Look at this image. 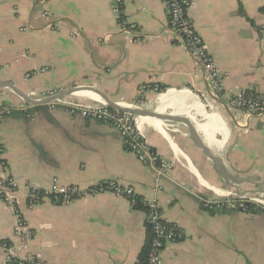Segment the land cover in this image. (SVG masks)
I'll use <instances>...</instances> for the list:
<instances>
[{
    "label": "crops",
    "instance_id": "1",
    "mask_svg": "<svg viewBox=\"0 0 264 264\" xmlns=\"http://www.w3.org/2000/svg\"><path fill=\"white\" fill-rule=\"evenodd\" d=\"M123 7L125 24L137 26L132 33L122 29L113 0H0V81L39 100L48 91L94 87L117 103L142 98L140 108L198 122L193 135L185 122L137 115L151 146L174 164L158 174L113 125L30 104L0 87V105L14 108L0 119V145L34 231L29 254L35 264H136L147 240L146 212L111 192H89L116 179L156 201L183 231L182 240L165 243L163 264H264V210L203 206L245 197L264 209V117L230 104L233 91H264V0H193L189 8L224 74L218 95L170 27L163 0H124ZM79 92L85 104L104 102ZM56 184L85 194L28 205L30 186ZM15 221L0 200L1 239L14 238Z\"/></svg>",
    "mask_w": 264,
    "mask_h": 264
},
{
    "label": "built area",
    "instance_id": "2",
    "mask_svg": "<svg viewBox=\"0 0 264 264\" xmlns=\"http://www.w3.org/2000/svg\"><path fill=\"white\" fill-rule=\"evenodd\" d=\"M169 14L170 27L176 36L187 47L193 59L207 74L210 90L218 95L224 89V74L218 67L208 46L201 35L197 32L193 20L188 14L193 0H163ZM114 10L122 29L125 32H133L135 24H125L122 20L124 14V0H113ZM44 16L49 18L50 13L45 12ZM108 36L103 38L104 41ZM36 72H33L35 74ZM32 73H29L30 76ZM53 91L42 94L41 99L53 97ZM37 96L31 93L30 97ZM142 99V98H141ZM139 98L135 103L129 104L132 107H139L142 102ZM230 104L243 109L248 117H264V91H257L253 88L233 91L230 96ZM49 108L63 107L71 114H81L85 117L108 123L116 127L123 138L124 146L134 152L144 163L154 167L158 174H164L174 165L171 160L162 158L151 146L145 137L141 127L139 116L131 112H123L111 107L106 102L97 104H85L81 95L62 96L47 102ZM11 105H0V119L12 112ZM20 185L7 171V161L4 158V148L0 145V200L7 203L15 214L14 238L1 239L0 251L4 264H22L23 262L34 261L29 254L28 248L34 237V231L30 228L21 209L18 206L16 197ZM91 193L111 192L118 197L130 199L132 204L135 192L133 187L116 179L100 181L89 189ZM85 192L75 186L54 185L52 189H41L36 186L29 187L28 205L33 206L49 197L56 202L68 203L84 196ZM146 201V200H145ZM245 197L207 200L203 202L206 209H241L247 210ZM150 211L147 214V221L151 226L153 237L150 241L147 262L144 264H163V249L167 241H179L184 238L183 231L174 223L167 221L163 212L154 200L146 201Z\"/></svg>",
    "mask_w": 264,
    "mask_h": 264
},
{
    "label": "water",
    "instance_id": "3",
    "mask_svg": "<svg viewBox=\"0 0 264 264\" xmlns=\"http://www.w3.org/2000/svg\"><path fill=\"white\" fill-rule=\"evenodd\" d=\"M0 87H10L16 93H18L25 101H27L30 104H34V105L47 103V102H49L51 100H54L56 98H59V97H62V96H67V95H70L72 93L79 92V91H93L95 93H98L103 98L104 102H106L111 107H113L115 109H118L120 111L131 112V113H133L135 115L145 116V117H152V118H155V119H158V120L185 122L188 125H190L193 135H195V133H194V125L198 124L197 120H195L193 118H185V117L174 116V115H166V114H161V113H158V112H155V111H151V110H148V109H144V108H140V107H132V106H129V105H124V104L117 103V102L113 101L112 99H110L105 93H103L102 91H100L99 89L94 88V87H74L73 89H70L69 91H66L64 93H59V94H57V95H55L53 97H48V98H44V99H41V100L33 99L28 94L23 93L19 88H17L15 85H13L12 83L7 82V81H0ZM199 145H202L201 142H199ZM205 150H206V152L208 153V155L210 157H214L211 149L206 147ZM250 204H251V202L247 201V205H250ZM233 210L235 211L237 209L235 208Z\"/></svg>",
    "mask_w": 264,
    "mask_h": 264
},
{
    "label": "trees",
    "instance_id": "4",
    "mask_svg": "<svg viewBox=\"0 0 264 264\" xmlns=\"http://www.w3.org/2000/svg\"><path fill=\"white\" fill-rule=\"evenodd\" d=\"M122 20H124V15L122 17ZM161 88H162V86H161ZM133 202H134V204H133L134 208L143 209L146 213H148L150 211L149 205L146 203L145 199H143L141 196L135 195V197L133 198ZM211 210L212 211L216 210V208L211 209ZM247 210L252 211V210H264V209L262 207L259 208L255 205H249L247 207ZM146 228H147V240H146L145 246L143 247V249L139 255V258H138V261L136 264H144L147 262L150 241L153 237V232L151 230V226L147 220H146ZM35 263H36V260L23 262L22 264H35Z\"/></svg>",
    "mask_w": 264,
    "mask_h": 264
},
{
    "label": "bare ground",
    "instance_id": "5",
    "mask_svg": "<svg viewBox=\"0 0 264 264\" xmlns=\"http://www.w3.org/2000/svg\"><path fill=\"white\" fill-rule=\"evenodd\" d=\"M79 93L86 94V95H91V96H95V98L98 97L97 95H93L92 93H90V91H83V92H79Z\"/></svg>",
    "mask_w": 264,
    "mask_h": 264
},
{
    "label": "rangeland",
    "instance_id": "6",
    "mask_svg": "<svg viewBox=\"0 0 264 264\" xmlns=\"http://www.w3.org/2000/svg\"><path fill=\"white\" fill-rule=\"evenodd\" d=\"M12 108V107H11ZM14 112V108H12V112L11 113H13Z\"/></svg>",
    "mask_w": 264,
    "mask_h": 264
}]
</instances>
